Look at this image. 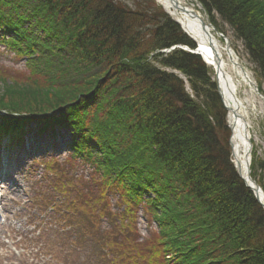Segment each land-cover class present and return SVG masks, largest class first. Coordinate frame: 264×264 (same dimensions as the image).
I'll list each match as a JSON object with an SVG mask.
<instances>
[{"label": "trees", "instance_id": "obj_1", "mask_svg": "<svg viewBox=\"0 0 264 264\" xmlns=\"http://www.w3.org/2000/svg\"><path fill=\"white\" fill-rule=\"evenodd\" d=\"M198 1L214 24L218 14L231 25L261 85L264 0ZM1 34L14 53L33 57L21 73L6 69L25 85L8 92L23 104L0 94L2 131L68 109L50 123L73 129L67 162L89 174L67 183L59 175L54 189L70 205L68 216L93 221L88 235L102 244L103 264H264V208L232 163L217 84L199 55L163 54L197 44L161 7L152 0L136 12L114 0H0ZM157 52L160 68L149 62ZM254 157L252 166L263 170ZM58 164H47L50 173ZM75 181L82 202L68 189ZM141 209L158 226L146 243L138 239ZM102 219L112 226L103 241L94 228Z\"/></svg>", "mask_w": 264, "mask_h": 264}, {"label": "rangeland", "instance_id": "obj_2", "mask_svg": "<svg viewBox=\"0 0 264 264\" xmlns=\"http://www.w3.org/2000/svg\"><path fill=\"white\" fill-rule=\"evenodd\" d=\"M114 1L136 12L139 9V4L144 0ZM152 1L155 3L156 8L161 7L162 10L171 17L160 4L154 0ZM185 4L200 12L205 20L209 21L216 29L220 30L221 37L217 38L220 40L221 45L226 48V40L230 42L231 50L236 53L243 66L248 70L252 81L256 83L259 92L264 97V79L260 81L262 82L260 85L258 83L259 73L256 71V66L250 61L249 56L246 54L244 43L235 37L231 25L225 22L218 14L215 15L216 23L214 24L198 0H185ZM171 19L177 23L173 17H171ZM40 34L42 33L38 32V36L44 38ZM3 37H5V34L0 35V94H5L8 97L6 101L12 104H23L22 101H20L22 98L21 96H11L8 92L14 89L24 91L23 86L25 83L19 82L18 79H16V75L19 76L21 71L26 70L30 61L33 60V57L14 53L9 49ZM6 38H8V35H6ZM163 52V54L168 55L169 50L167 49ZM158 54L161 53L157 52L152 55V59L149 62L155 67L160 68L159 64L153 60V57ZM12 68L20 73L11 72L13 75L8 74L7 72L9 71L6 69ZM208 69L211 71L212 80H214V70L209 67ZM164 70L169 71V69ZM179 76L181 77L180 74ZM184 82L187 85L188 93L194 98V93L190 85L186 81ZM258 99L254 98L257 111L252 119L253 135L255 137L252 143L254 144V159L262 164L263 170L258 169L260 171H256V168L252 166V162L251 172L253 173L252 176L255 177L254 180L261 186H264V101H262L259 96ZM67 110L68 109L61 110V114L56 115L54 118H47L41 121L38 120L36 125L32 124L29 128L30 134L26 135L25 141L24 138L23 140H21V138L20 140L13 141L11 144L9 143L7 151L4 150L3 146H0V153H2L0 155V163H4L2 162V158L5 154L9 155L10 163L8 168L7 166H3L0 169V179L2 180L0 181L1 204L5 208L6 217L8 218L6 224L0 225V264L107 263L105 260L103 261L102 258L106 253L102 248V244L97 242V239L88 235L89 227L94 225L91 219H86L83 227V221H79L77 218L73 221L74 215L70 217L74 223L73 228L69 220H67L65 223L67 230L64 231L62 227L64 224L63 222L57 224L55 217L40 216V211L31 206L32 204L38 207V205L41 204L43 207L46 206V208H48L54 205L55 201L59 198L62 199V204L66 202L61 191H59V193L56 191V193L53 194L51 189L53 185L51 186L48 184V178H46V174H44L46 172L45 163L48 162L49 159L51 161L53 160L52 162L54 163L60 160L57 168L58 172L55 174L56 181L59 175L61 176L60 180L62 179L67 183L70 177L89 174V167H85L82 163L71 165L67 162L70 160L69 157L72 153L70 146L75 138L73 129L64 126L52 127L51 124H48V122H52L54 119L60 120L62 117L67 116L69 113ZM226 112V121L229 128V113L227 109ZM45 126L47 127L44 128ZM21 151L24 156L20 155ZM61 171L68 172V178H64ZM49 178H53L52 174ZM84 185L85 183H82V189L85 191L86 187H84ZM68 189H71L75 198L78 197L76 199L82 202L83 199L81 195L76 191L81 190V183L79 184L76 182L71 187H68ZM117 200L118 198H113L112 203H117ZM62 204L60 206H62ZM65 206L63 205L61 207L60 214L56 216V218H62V216L66 214L65 210L67 208L70 209V205ZM117 212L118 210H116V213ZM78 214L81 216V212ZM149 217L150 215L146 213V211H144V213L143 211L139 213L137 229L140 243H146V241L153 236V232L158 230L156 222ZM53 223L59 228L57 231V228H55V226L53 227ZM111 227L109 220L102 219L100 225L94 228L98 234V238L103 241L105 238L103 236L99 237V235L107 232ZM40 231H42V233ZM74 241L83 244V246L85 245L86 249L81 250V247L78 244H74Z\"/></svg>", "mask_w": 264, "mask_h": 264}, {"label": "bare ground", "instance_id": "obj_3", "mask_svg": "<svg viewBox=\"0 0 264 264\" xmlns=\"http://www.w3.org/2000/svg\"><path fill=\"white\" fill-rule=\"evenodd\" d=\"M175 20L184 31L198 43V53L215 72L225 105L229 111L231 127V145L233 161L241 174L257 190V195L264 205V190L252 178L251 164L255 140L253 135V116L256 114L258 99L250 87L251 76L235 52H229L221 45L210 27L204 28L207 21L202 14L185 4V0H155ZM242 92V94H241ZM259 100V99H258ZM260 187V189H259Z\"/></svg>", "mask_w": 264, "mask_h": 264}, {"label": "water", "instance_id": "obj_4", "mask_svg": "<svg viewBox=\"0 0 264 264\" xmlns=\"http://www.w3.org/2000/svg\"><path fill=\"white\" fill-rule=\"evenodd\" d=\"M177 21V20H176ZM177 23H178V21H177ZM206 27H210V28H212L213 30H214V32L216 33V35L218 36V37H221V34L218 32V30L209 22V21H207L206 23H204V28L206 29ZM226 42H227V44H226V49H228V51L229 52H231L232 53V50H231V47H230V42L228 41V40H226ZM249 82H250V86L252 87V89L254 90V92L257 94V95H259V97L260 98H262V100H264V97H263V95L259 92V88H258V86L254 83V82H252V81H250L249 80ZM219 90H218V92H219V95L220 96H222V93H221V90H220V86H219V88H218ZM223 98V97H222ZM226 107V106H225ZM226 109H227V107H226ZM228 110V109H227ZM237 169V168H236ZM237 171H238V173H239V175L241 176V178L245 181V183H246V185H247V187L248 188H250L253 192H254V194H255V196H256V198H257V200H258V202L263 206V208H264V205L262 204V202L260 201V199H259V197H258V195H257V190L249 183V181L241 174V172L237 169ZM259 189H260V187H259Z\"/></svg>", "mask_w": 264, "mask_h": 264}]
</instances>
